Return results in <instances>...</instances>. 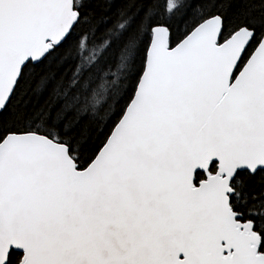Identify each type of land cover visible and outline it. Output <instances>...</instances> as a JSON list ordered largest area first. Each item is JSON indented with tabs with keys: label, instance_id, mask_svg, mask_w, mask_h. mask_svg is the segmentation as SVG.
<instances>
[{
	"label": "snow or ice",
	"instance_id": "6c2138e0",
	"mask_svg": "<svg viewBox=\"0 0 264 264\" xmlns=\"http://www.w3.org/2000/svg\"><path fill=\"white\" fill-rule=\"evenodd\" d=\"M0 264H264V0H0Z\"/></svg>",
	"mask_w": 264,
	"mask_h": 264
}]
</instances>
